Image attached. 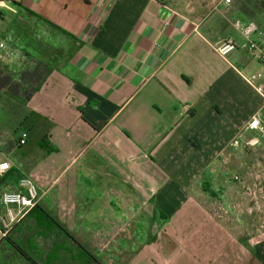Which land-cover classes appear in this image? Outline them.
<instances>
[{"label": "crops", "instance_id": "obj_1", "mask_svg": "<svg viewBox=\"0 0 264 264\" xmlns=\"http://www.w3.org/2000/svg\"><path fill=\"white\" fill-rule=\"evenodd\" d=\"M4 2V18L22 12ZM102 4H21L73 36L47 28L43 37L29 24L24 48L51 46L54 70L22 102L24 122L42 133L41 149L64 144L66 163L81 165L65 168L62 192L48 200L53 184H41L38 163L28 175L12 163L0 195L31 177L45 209L77 220L72 235L101 264H264V196L247 198L236 180L264 148V136L247 130L264 117L263 101L240 73H264V60L214 50L242 40L237 20L264 30V0H109L101 21Z\"/></svg>", "mask_w": 264, "mask_h": 264}, {"label": "rangeland", "instance_id": "obj_2", "mask_svg": "<svg viewBox=\"0 0 264 264\" xmlns=\"http://www.w3.org/2000/svg\"><path fill=\"white\" fill-rule=\"evenodd\" d=\"M15 2L23 4V6H30L28 5L29 0H15ZM6 4L12 7L9 3ZM3 13L5 14V18L0 22V32L3 33L4 39L7 43V49L5 54L2 53L0 56V65L8 63L14 71L18 72L23 67L19 63L20 60L22 62L23 55L20 50L14 49L11 44H9L6 34L13 26H15V24L19 25L22 15L21 12H18L17 14H9L10 12L5 10ZM261 23L264 24V21ZM33 30L38 31L35 27ZM42 34L43 36L47 35V31L43 29ZM18 38H22L27 42L30 38V31L24 29L23 32H18ZM19 40L20 39H18V41ZM40 46L42 59L50 65H53L54 62L51 57L52 47L50 46L48 48L45 44ZM18 47L20 46L18 45ZM20 55H22L21 59ZM0 105V151L4 156L8 157L12 163L16 164L19 169L26 171L27 175L30 171V164L32 162L38 163L37 168L41 172H44L43 174L45 176V183L41 184L46 186L53 184L48 200L56 194L59 195L62 192L64 179L67 178L66 174L68 172L65 173V168L70 165V168L68 167V169H70L69 173H73L81 165L80 158H74L67 164V157L64 154L66 153V146L64 144L62 145V150L60 152H46L41 149L42 133L37 127L31 128L24 122L25 119L23 118L26 109L22 102L17 98L7 96L0 92ZM29 129L32 130L28 140L29 142L26 146H21L20 137ZM54 146L58 147L56 144H54ZM247 163L249 171L247 169V171L243 172V178L240 176L237 181L241 182V179L243 180L242 183L246 187L244 191L247 193L245 194L247 198H250L251 192L254 191L257 195L264 196V148H261V150H258V152L255 153L251 152L247 157ZM248 187H250V190ZM39 204L46 208L45 199L40 200ZM0 209L3 211L2 207H0ZM56 214H54L55 218L71 234L72 230L74 233L79 230L77 220L64 219L63 217L59 218L61 215L58 212H56ZM261 214L262 220H257L259 221V226H261L260 222L261 224L262 222L264 223V205L261 208ZM76 236L80 238L79 235ZM76 236L74 237L77 239ZM11 237L40 264H95L90 257L79 254L78 250L75 248L74 242L60 233L58 229L49 231L45 233L44 236H41L34 221L29 219L24 220L18 225L11 233ZM1 247L2 246H0V249ZM91 253L95 255L94 252ZM17 260V263L14 262L15 264H30L20 257Z\"/></svg>", "mask_w": 264, "mask_h": 264}, {"label": "trees", "instance_id": "obj_3", "mask_svg": "<svg viewBox=\"0 0 264 264\" xmlns=\"http://www.w3.org/2000/svg\"><path fill=\"white\" fill-rule=\"evenodd\" d=\"M18 5L22 10L21 15H24L27 20L36 21V24H32L30 22H26L24 18H22L19 22V25L15 24L12 29L9 31V34H6L8 38L9 44L14 49H18L21 51L22 58L19 63L21 66V70L15 72L13 68H11L8 63L0 65V92L4 93L7 96L15 97L21 102H29L37 92L41 90L43 85L46 83L48 77L54 70L53 65L47 63L44 59H42V51H30L28 48L27 43L22 38H18V32L24 29L29 28V24H31V28H37L40 34H42V30H46L47 28H51L52 30H56L58 33L72 37L73 36L60 28L59 26L55 25L51 21L45 19L44 17L38 15L37 13L23 7L20 3H15ZM4 19V17L2 18ZM35 31V30H34ZM37 32V30L35 31ZM46 36V35H45ZM43 36V37H45ZM18 39H20L18 41ZM2 40L7 47V43L2 37ZM20 47H18V45ZM46 143V141H43ZM43 147H48V145H42ZM32 220L34 221L36 227L39 229V234L44 236L45 233L53 230H59L64 236L69 238L71 241L74 242L75 248L78 250L79 254L83 256H88L92 259L95 264H101V262L93 255L86 247L81 244L50 212H48L42 205L38 204L36 207L28 214L25 220ZM21 224V223H20ZM19 224V225H20ZM0 264H15L17 263V259L23 258L30 264H40L37 262L36 259L32 258L29 253L22 248L18 242L13 239L11 236L7 239L0 242ZM3 258V260H2ZM15 262V263H14Z\"/></svg>", "mask_w": 264, "mask_h": 264}, {"label": "built area", "instance_id": "obj_4", "mask_svg": "<svg viewBox=\"0 0 264 264\" xmlns=\"http://www.w3.org/2000/svg\"><path fill=\"white\" fill-rule=\"evenodd\" d=\"M109 0H103L102 15L105 18L106 4ZM230 4L231 0H224ZM6 8L4 0H0V22L2 21V9ZM234 27L242 40L228 39L215 46V52L222 58H227L235 51L251 53L259 61L264 60V30L257 23L237 20ZM3 41L0 38V55L3 49ZM245 82L261 97L264 105V73L256 72L251 75L240 73ZM1 107V105H0ZM247 130L256 131L264 136V117L254 116L247 125ZM27 143V134L20 137V145ZM11 160L0 151V184L3 178L12 169ZM239 178L236 177V180ZM22 191H5L0 195V206L3 213L0 215V242L11 236L13 230L22 223L28 214L40 203L41 191L38 184L31 177L21 179Z\"/></svg>", "mask_w": 264, "mask_h": 264}]
</instances>
